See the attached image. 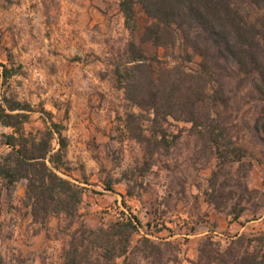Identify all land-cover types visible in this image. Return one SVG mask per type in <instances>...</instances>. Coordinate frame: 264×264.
I'll use <instances>...</instances> for the list:
<instances>
[{
	"label": "rangeland",
	"instance_id": "374dc122",
	"mask_svg": "<svg viewBox=\"0 0 264 264\" xmlns=\"http://www.w3.org/2000/svg\"><path fill=\"white\" fill-rule=\"evenodd\" d=\"M147 23L136 5L127 27L119 0H0V97L11 96L36 110L27 129L42 127L41 107L65 126L68 177L84 186L76 220L96 226L131 210L141 221L134 239L145 232L166 237L180 250L166 264H195L207 229L215 230L213 237L222 246L240 223L245 224L241 233L264 232V145L253 128L264 100L242 74L224 79L223 135L241 147L244 166L221 165L206 130L171 118L164 124L162 144L129 137L125 114L138 108L125 100L113 75L127 42L132 39L147 56L156 52L168 65L181 61L185 68H196L200 60L197 55L183 60L180 39L166 49L142 40ZM4 66L11 73L7 78L1 75ZM142 122L144 133L153 137L150 122ZM2 131L11 128L0 125ZM213 170L218 182L229 179L225 193L236 192L221 210L205 199ZM107 180L113 190L104 189ZM244 186L252 190L242 199L247 209L233 220L226 211ZM23 195L24 181H19L10 194L0 196L1 254L22 264H60L67 240L60 226L67 220L53 216L44 226L32 223ZM232 221L235 225L229 226Z\"/></svg>",
	"mask_w": 264,
	"mask_h": 264
},
{
	"label": "trees",
	"instance_id": "16d2710c",
	"mask_svg": "<svg viewBox=\"0 0 264 264\" xmlns=\"http://www.w3.org/2000/svg\"><path fill=\"white\" fill-rule=\"evenodd\" d=\"M136 5L148 20L142 40L156 49H166L180 39L183 60H191L192 55L200 60L196 68H185L181 61L168 65L156 52L147 56L132 39L127 42L124 57L113 66V75L125 100L138 108V112L125 114L128 136L147 145L151 141L162 144L164 124L171 118L206 130L221 165L247 164L241 147L223 135L226 128L221 123L220 105L226 102L224 79L232 74H242L264 100V0H119L129 28ZM1 75L7 78L11 73L4 66ZM211 82L213 88H209ZM34 111L27 102L5 94L0 97V125L11 128L10 132H0V147L4 149L0 152V196L3 191L10 194L17 182L24 181L22 204L32 223L44 226L53 216L67 220L60 226L67 235L60 264H166L170 257L175 258L180 250L166 237L153 233L150 237L145 232L134 239L141 221L131 210L96 226L75 219L80 216L84 186L68 177L71 168L66 160L65 126L41 107L42 127L27 129ZM145 119L151 124L153 137L144 133ZM253 128L264 145V104ZM218 174L213 170L204 194L207 202L221 210L236 192L225 193L229 179L218 182ZM103 187L113 190L110 180ZM244 193L252 190L244 186L226 211L233 220L247 209L242 204ZM213 236L208 232L201 238L195 264H264V232L227 236L223 246ZM0 264L22 263L0 252Z\"/></svg>",
	"mask_w": 264,
	"mask_h": 264
},
{
	"label": "crops",
	"instance_id": "0c3cea01",
	"mask_svg": "<svg viewBox=\"0 0 264 264\" xmlns=\"http://www.w3.org/2000/svg\"><path fill=\"white\" fill-rule=\"evenodd\" d=\"M230 225L229 226H233V225H235V222L234 221H232V222H230L229 223ZM237 227V226H236ZM244 227H245V224H238V227H237V233H241L242 232V230L244 229ZM205 233H208V232H215V230H205L204 231Z\"/></svg>",
	"mask_w": 264,
	"mask_h": 264
}]
</instances>
